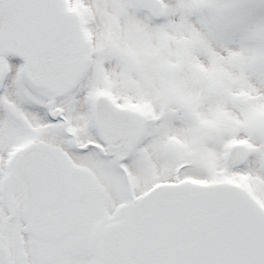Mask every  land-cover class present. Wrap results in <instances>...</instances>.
<instances>
[{"label":"snow or ice","instance_id":"6c2138e0","mask_svg":"<svg viewBox=\"0 0 264 264\" xmlns=\"http://www.w3.org/2000/svg\"><path fill=\"white\" fill-rule=\"evenodd\" d=\"M0 264H264V0H0Z\"/></svg>","mask_w":264,"mask_h":264}]
</instances>
